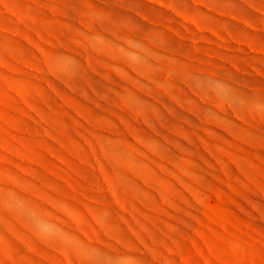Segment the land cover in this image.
I'll list each match as a JSON object with an SVG mask.
<instances>
[{"label":"rangeland","instance_id":"rangeland-1","mask_svg":"<svg viewBox=\"0 0 264 264\" xmlns=\"http://www.w3.org/2000/svg\"><path fill=\"white\" fill-rule=\"evenodd\" d=\"M0 264H264V0H0Z\"/></svg>","mask_w":264,"mask_h":264}]
</instances>
